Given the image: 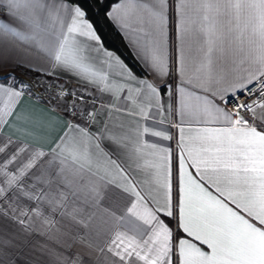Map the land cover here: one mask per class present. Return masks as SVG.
<instances>
[{
  "label": "snow or ice",
  "instance_id": "obj_1",
  "mask_svg": "<svg viewBox=\"0 0 264 264\" xmlns=\"http://www.w3.org/2000/svg\"><path fill=\"white\" fill-rule=\"evenodd\" d=\"M0 11L8 17L0 21V35L16 42H0V63L13 61L16 47L25 45L53 70L90 84V77L105 82L99 91L116 100L124 85H107L108 74L93 70L91 50L79 38L102 48L95 15L142 32L140 52L151 80L138 79L106 55L139 85L137 97L157 103L160 84L170 75L171 12L180 76L173 93L179 94L177 114L211 125L189 129L190 135L175 125L180 136L174 168L169 149L141 139H170L164 132L144 127L133 139L123 124L114 126L116 132L105 123L93 133L76 119L84 112L78 114L75 104L64 106V114L71 108L67 131L48 151L11 138L0 142V252L22 248L34 236L53 239L59 216L77 232L94 234L89 247L98 249L95 264H264V0H7ZM31 88L0 83V121ZM67 94L61 89L57 96ZM123 99L135 103L132 95ZM124 111L149 115L143 106ZM87 117L101 123L93 112ZM112 187L128 193L120 214L106 203ZM61 234L74 238L71 228ZM56 258L58 264H93L63 253Z\"/></svg>",
  "mask_w": 264,
  "mask_h": 264
},
{
  "label": "crops",
  "instance_id": "obj_2",
  "mask_svg": "<svg viewBox=\"0 0 264 264\" xmlns=\"http://www.w3.org/2000/svg\"><path fill=\"white\" fill-rule=\"evenodd\" d=\"M116 2H119V0H116ZM0 3L6 5L7 0H0ZM169 3H173V0H169ZM7 20L8 17L0 11V21ZM109 21L120 35L129 54L144 70L146 76L136 75L114 51L105 48L103 44L102 48H100V46L96 45L95 41H90L86 37H81L79 39L91 50L93 70H102L108 74L109 79L106 82L107 85H124L125 90L118 93L121 97L120 100H116L111 92L99 91L100 88L106 86L105 82L99 81L96 77H90V79L95 81L90 84L86 79H82L77 75L53 70L51 63L46 57L37 54L34 49L27 50V46L25 45H18L16 47L13 61L7 64L0 63V83L11 86L7 82L8 79L29 71L67 80L75 84V86L79 87L87 95H93L99 100V104L96 107H92L88 112L95 113L97 120L101 123L95 125L88 121L86 124L90 131L93 133L97 132L98 127H103L105 123L116 132H120V129L114 126L123 124L125 131L131 130L130 135H132L133 139H135V131L137 129L142 131L144 127H149L150 131H162L168 135L170 139L165 140L163 138L153 137L150 134H145L141 139L148 143H155L158 147L169 149L174 168L180 136L179 129L175 125L184 127L185 135L192 134L188 131L189 129L211 126L202 122L197 123L195 120H191L186 116L182 118L177 114L176 109L179 105L176 103V100L179 99V94L177 93L173 96V93L175 92V85L180 83V76L175 71L178 53L176 51L174 15L170 12L168 25V67L170 75L164 78L166 83L161 82L160 84V87L164 90L160 93L159 103H157L155 99H148L146 96L137 97L135 95V89L139 85L135 81L128 79L126 73L122 74L123 70L116 59L106 55V53H112L113 57L118 58V60L138 79L147 78L151 80L152 77L147 74L145 68L144 53L140 52L141 47L146 44L144 34L132 29H122L114 21ZM0 42L6 45L16 43L10 35H0ZM98 48L99 51H97ZM49 71H55V74L47 75L46 73ZM129 88L132 89L131 93L128 91ZM126 95H132L135 99V103H133L132 100L123 99ZM4 100L5 97L0 96V107L3 106ZM110 104H115L117 108L121 110L117 111L116 108H110ZM140 106H143L145 111L148 112L149 115L147 119L140 116H129L127 112L124 111V109H128V111H132L134 108L139 109ZM182 119L183 123H181ZM68 123L69 119L54 108L23 94L16 101L12 109V115L7 117L6 120L0 121V142H6L8 138H11L14 142H31L41 145L44 151H48L55 146L58 138L65 134ZM103 143L105 146L108 145L107 141ZM151 151V149H145L146 153H150ZM8 155L10 156L11 152H9ZM112 158L116 159V155L113 154ZM147 158L154 159L152 156H148ZM3 159L4 154H0V163L3 162ZM13 167V165H9L10 169ZM129 175L133 179L137 178L134 172L130 171ZM2 179L3 177H0V180ZM127 198L128 193H124L120 188L112 187L108 192L106 203L116 208L118 214H120V210L126 203ZM56 219L59 220L60 223L52 228L53 239H48L45 236H34L30 238L28 245L22 248L0 252V260H3L4 264H58L56 258L57 254L63 253L64 255L80 256L83 260L91 261L95 264L98 256V249L94 246L89 247V244L94 238V234L93 237H89L85 234L86 230L77 232V229L72 227L66 218L61 219L57 216ZM56 228H60L61 233L71 228L74 238L69 239L63 236L56 231Z\"/></svg>",
  "mask_w": 264,
  "mask_h": 264
},
{
  "label": "built area",
  "instance_id": "obj_3",
  "mask_svg": "<svg viewBox=\"0 0 264 264\" xmlns=\"http://www.w3.org/2000/svg\"><path fill=\"white\" fill-rule=\"evenodd\" d=\"M7 82L10 85L15 84L18 90L20 89L21 82L26 85H32L31 91L24 90L23 94L45 103L68 119H70L71 108H69V114H64V106L75 104V110L78 114L84 112L83 116L78 115L76 118L81 124H86L88 122L87 112L92 107H96L99 104V100L95 96L87 95L79 87L75 86V84L61 78L46 76L34 71L12 77L8 79ZM37 85H42V87H38ZM61 89L68 93L62 100L57 96V93ZM73 93H75V95H73ZM58 100H60V106L56 107L55 105Z\"/></svg>",
  "mask_w": 264,
  "mask_h": 264
},
{
  "label": "trees",
  "instance_id": "obj_4",
  "mask_svg": "<svg viewBox=\"0 0 264 264\" xmlns=\"http://www.w3.org/2000/svg\"><path fill=\"white\" fill-rule=\"evenodd\" d=\"M94 20V27L97 29V34L100 36L104 47L114 51L136 75L146 76L144 70L129 54L120 35L112 26L109 19L100 15H95Z\"/></svg>",
  "mask_w": 264,
  "mask_h": 264
}]
</instances>
